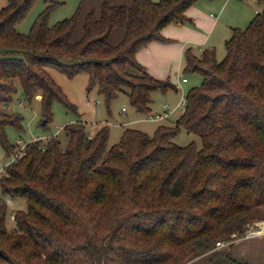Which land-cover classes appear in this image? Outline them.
<instances>
[{
  "label": "trees",
  "instance_id": "trees-1",
  "mask_svg": "<svg viewBox=\"0 0 264 264\" xmlns=\"http://www.w3.org/2000/svg\"><path fill=\"white\" fill-rule=\"evenodd\" d=\"M32 1L0 7V147L8 159L17 145L7 142L4 127L21 128V117L5 109L16 84L26 101L38 96L42 128L53 101L76 114L48 67L67 77L84 73L86 89L95 87L106 103L125 89L139 113L149 112L151 91L175 89L134 53L167 41L164 25L191 23L184 10L195 0H101L97 11L77 5L51 24L48 14L61 2L44 0L27 32H18ZM257 2L262 7L247 25L230 29L221 60L212 48L197 56L184 49L181 72H197L201 81L185 92L170 125L151 135L124 128L107 146L105 125L87 137L76 121L62 126L63 146L57 135L25 143L0 176V194L25 203L12 210L9 229L0 197V264H186L204 254L206 264H247L213 247L264 219V0ZM114 29L122 36L110 44ZM180 129L199 146L194 139L175 143Z\"/></svg>",
  "mask_w": 264,
  "mask_h": 264
},
{
  "label": "rangeland",
  "instance_id": "rangeland-1",
  "mask_svg": "<svg viewBox=\"0 0 264 264\" xmlns=\"http://www.w3.org/2000/svg\"><path fill=\"white\" fill-rule=\"evenodd\" d=\"M55 1H60L61 3L49 12V24L68 17L79 3V0ZM5 4L6 0H0V7L5 6ZM44 6V0H33L24 16L17 23L16 30L21 33L27 32L35 15ZM189 6L197 7L199 11L206 14L210 13L218 20L217 25L208 34L205 47H211L214 52V58L219 61L224 56V41L229 37L230 29L232 27L244 28L249 18L253 16L254 10L260 11L262 4L257 2V0H195ZM194 13L199 16L197 11H194ZM192 19L193 17L191 21ZM219 27L221 28L220 30ZM80 28V25L77 24V32L74 31L73 35L78 33ZM172 32L173 30L170 31V34ZM194 45L193 43L190 44V47H192L191 52L197 56L205 47L200 44L201 50H197ZM47 72L60 87L67 101L75 105L76 114L66 109L57 101H53L50 108L51 119L45 128H42L38 124L40 116L38 99L36 96L30 102L23 99L21 90L18 84H16V91L13 94L14 98L5 109L10 113L15 112L21 117V128L17 129L11 125L4 127L5 137L9 144L15 143L16 140H19L20 143H26L32 138L37 136L42 137L53 132L54 126L62 127L66 124V127H68L74 125L76 121L83 123L85 130L90 134L93 133L95 128L105 125L107 128V146L118 141L124 128H134L147 135H151L157 125H170L178 117L183 109L181 99L184 97L185 92L191 87L197 88L201 81V77L197 72L182 73L181 70L176 71L172 75L165 77L174 84L175 89L168 88L164 91L155 89L151 91L149 112L139 113L130 105L128 96L123 88L106 103L97 94L95 87L86 89V75L84 73L79 72L72 77H67L53 67H48ZM180 77L185 78V80L180 81ZM163 110L168 114L166 118H163V116L160 118L153 117L156 113L162 115L164 113ZM61 129L57 132V137L61 146H63L65 144V137ZM193 139L197 146H199L198 138L191 133L185 132L183 129H180L178 134L173 138L174 142L179 145L186 144ZM7 160L8 157L0 147V166ZM2 173L3 171L0 172V176ZM0 197L3 199L7 197L9 199V203L6 204L5 224L10 229L13 226L11 218L12 210H25V203L20 197H10L2 194H0ZM242 236L243 234L240 237ZM229 243L230 241L219 249L227 248ZM213 249H216V247H213ZM193 264H200V260Z\"/></svg>",
  "mask_w": 264,
  "mask_h": 264
},
{
  "label": "crops",
  "instance_id": "crops-1",
  "mask_svg": "<svg viewBox=\"0 0 264 264\" xmlns=\"http://www.w3.org/2000/svg\"><path fill=\"white\" fill-rule=\"evenodd\" d=\"M100 1L101 0H79L78 5H80L82 12L89 9L97 11ZM107 1L110 4L120 3L128 5L131 3V0ZM194 11H197L199 16H197ZM255 11L256 9L254 12ZM184 14L187 17H193L191 23L166 24L160 29V33L167 38V41H150L145 45L140 46L134 53L136 61L155 78L163 79L172 75L176 71L181 70L183 66L182 54L184 49H191L192 47H190V44L193 43L197 50H201L200 44L205 47L208 34L217 25L218 20L214 15L201 12L197 7L189 6V8L184 10ZM220 29L221 28L219 27V30ZM172 30L173 32L170 34V31ZM121 36L122 31L120 29L112 30L109 37L110 44L117 43ZM205 48L211 47L207 46ZM36 98L38 99V96H36ZM163 112V118H166L168 114L165 110H163ZM222 250H228L231 257L236 261L245 262L247 264H264V235L238 237L234 239L229 246L227 245V248H223ZM207 259L208 254H204L194 258L186 264H193L198 260H200V264H206Z\"/></svg>",
  "mask_w": 264,
  "mask_h": 264
},
{
  "label": "built area",
  "instance_id": "built-area-1",
  "mask_svg": "<svg viewBox=\"0 0 264 264\" xmlns=\"http://www.w3.org/2000/svg\"><path fill=\"white\" fill-rule=\"evenodd\" d=\"M180 80L184 81L185 78L180 77ZM182 104H184V99H181ZM164 116L160 115V114H154L153 117L155 118H160ZM62 127H57L54 126V131L51 133H48L45 136L42 137H35L32 138L31 140H35V139H41V140H48L50 138H54L57 135V132L61 129ZM62 130V129H61ZM90 136V133L88 134L87 137ZM16 149L14 150V152L12 153L11 157L3 164L0 166V172L3 171V168L5 166V164H7L10 161H13L16 157H20L23 154V147L25 145V143H20L19 140H16ZM4 203H9V199L6 197L3 199ZM256 235H264V219H260V220H256L254 222H252L251 224L248 225V228L246 229V231L243 233L242 237H249V236H256ZM227 244V242H223V241H216L214 243V246L216 248H220V247H224Z\"/></svg>",
  "mask_w": 264,
  "mask_h": 264
},
{
  "label": "water",
  "instance_id": "water-1",
  "mask_svg": "<svg viewBox=\"0 0 264 264\" xmlns=\"http://www.w3.org/2000/svg\"><path fill=\"white\" fill-rule=\"evenodd\" d=\"M43 121H41V123H42Z\"/></svg>",
  "mask_w": 264,
  "mask_h": 264
}]
</instances>
